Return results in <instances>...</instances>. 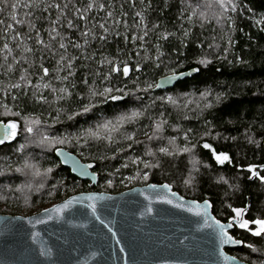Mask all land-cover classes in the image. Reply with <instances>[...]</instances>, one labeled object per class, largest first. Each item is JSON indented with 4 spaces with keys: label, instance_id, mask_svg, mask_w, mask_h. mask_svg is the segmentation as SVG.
I'll use <instances>...</instances> for the list:
<instances>
[{
    "label": "trees",
    "instance_id": "16d2710c",
    "mask_svg": "<svg viewBox=\"0 0 264 264\" xmlns=\"http://www.w3.org/2000/svg\"><path fill=\"white\" fill-rule=\"evenodd\" d=\"M0 9V121L18 126L0 145V213L167 183L184 198L208 199L222 222L232 208L264 218V181L248 171L255 165L264 176V0H7ZM125 63L128 76L109 75ZM190 68L199 71L154 89L159 77ZM105 88L123 99L92 94ZM59 147L93 162L97 184L73 176ZM213 149L231 163H217ZM230 234L242 245L227 253L264 264V236L238 225Z\"/></svg>",
    "mask_w": 264,
    "mask_h": 264
},
{
    "label": "water",
    "instance_id": "95a60500",
    "mask_svg": "<svg viewBox=\"0 0 264 264\" xmlns=\"http://www.w3.org/2000/svg\"><path fill=\"white\" fill-rule=\"evenodd\" d=\"M193 69L159 77L156 83L187 74L154 89L172 88L198 72ZM54 153L73 176L97 184L93 162L62 147ZM70 200L68 208L52 211ZM211 208L208 199L184 198L167 183L78 192L30 215L0 213V264H248L225 250L242 245L230 234L233 227L227 234L241 243H220L215 221H229L218 220Z\"/></svg>",
    "mask_w": 264,
    "mask_h": 264
},
{
    "label": "snow or ice",
    "instance_id": "6c2138e0",
    "mask_svg": "<svg viewBox=\"0 0 264 264\" xmlns=\"http://www.w3.org/2000/svg\"><path fill=\"white\" fill-rule=\"evenodd\" d=\"M0 3H7V0H0ZM18 5L16 4H11L9 5L10 8L12 9H15ZM55 7H59V5H55ZM92 5L89 4L88 5V8L91 9ZM2 10V9H0ZM139 15V13L137 14ZM109 16H111V13H109ZM84 17L81 16V19H83ZM12 19L16 22V23H21V21H17L16 20V17L15 15H12ZM0 23H3V21H0ZM69 26H71V22H69ZM10 27V26H9ZM99 27L103 28V30L105 32L108 31V29L103 25H99ZM83 36H88L89 35V32H84L82 33ZM55 37H53L54 39ZM100 39H105V37L101 36ZM142 39V37H141ZM41 44H43V41H39ZM76 47H81V45L77 44L75 45ZM5 47H7V45H5ZM59 47L61 49L65 48V45L63 43H61L59 45ZM27 51V49H26ZM63 59V57L61 58ZM107 63L109 64H112L113 62L112 61H107ZM201 64H207V63H210L209 61H206V60H202L200 61ZM71 65L69 64V67ZM193 72H197L199 71V69H193L192 70ZM43 72H44V75L47 76L48 75V72H49V69L48 68H44L43 69ZM112 72H122V74L124 76H128L129 72H130V67L128 64H124L122 68H120L119 66H113L112 68H110L109 70V75L112 73ZM184 75H187L186 73H179L178 74V77H183ZM178 77H169L167 78V80L161 82V83H156L155 84V87L156 88H160V87H163L164 84L168 83L169 81H171L172 79L174 78H178ZM109 77H105V79H108ZM65 79H67V77H65ZM85 83H87V81H85ZM45 87H48V85H45ZM149 88L152 87V85H149L148 86ZM61 91H64V89H61ZM113 91V89L111 88H105L102 92H99V93H96V92H93L92 94L95 96V95H99V96H107L109 99L113 100V101H116V100H120V99H123L122 96H117V95H109L111 92ZM169 100H171V97L168 98ZM174 102V101H173ZM91 110L90 107H85L83 109V112L82 113H77V115H82L84 113H88L89 111ZM140 115V113H133L132 114V117H128V119H132L136 116ZM69 119H72V117H69ZM31 123L33 124H38L39 121H32ZM17 124L16 122L14 121H10L8 122L7 124H3L2 126V129H0V145H3L5 144L7 141H10L12 139L15 138L16 134H17ZM161 127V124L160 123H157L156 124V129L159 130ZM104 128L107 130L108 129V125H104ZM117 129L115 127H113L111 129V131H116ZM27 131L28 132H32L33 131V128L32 127H28L27 128ZM92 135H96L95 133H92ZM107 139H110V137H106ZM128 139H131V137H128ZM149 139H151V137H149ZM42 142H46L45 141H42ZM62 142V141H61ZM204 148L206 149H211L212 146L210 144H207L205 143L203 145ZM161 152H164V153H168V150L165 149V148H161L160 149ZM183 151H190V149H183ZM170 154V153H169ZM213 155L215 157V160L217 161V163L219 164H224L225 162H229L231 163V157L227 154V153H217L214 149H213ZM147 167V165H146ZM261 167H264V166H261ZM19 171V170H18ZM50 171V169H49ZM248 171L251 173V175L253 177H258L261 181H264V176H260L259 175V172L257 171V166L255 165H249L248 166ZM144 179L146 180L147 179V174H145L144 176ZM150 188H154L155 186L154 185H149ZM91 199V197H90ZM73 200H75V198H73ZM73 201L70 200V201H67L65 204H62L54 209H52V211H55L57 213L61 212L63 209L65 208H68L69 205L72 203ZM167 203L171 204L172 201L171 200H168ZM207 205H208V202L205 201V211H206V208H207ZM90 207H92V210H93V213H95V205H90ZM177 207H182V205H177ZM195 207L199 208V205H196ZM231 207V206H229ZM151 209H149L150 211ZM189 211H192V208H189L188 209ZM47 211V210H46ZM247 211L246 208H232V212L235 214L230 220L229 222L225 225V224H221L219 221H215V227L219 230V236H220V243L221 244H226V243H241V241H235L233 240L231 237L228 236L227 234V229L228 228H232L234 225H238L239 228L241 229H246L248 230L249 232H251L252 235L254 236H257V237H260V236H264V218H258V219H253L251 221L247 220V219H244V213ZM199 214V213H197ZM41 221H37V223H39ZM250 225H254L255 227H250ZM211 226V225H210ZM249 247H251V245H249ZM123 251V249H121Z\"/></svg>",
    "mask_w": 264,
    "mask_h": 264
},
{
    "label": "rangeland",
    "instance_id": "374dc122",
    "mask_svg": "<svg viewBox=\"0 0 264 264\" xmlns=\"http://www.w3.org/2000/svg\"><path fill=\"white\" fill-rule=\"evenodd\" d=\"M52 205H53V204H52ZM49 206H51V205H49ZM49 206H47V207H49ZM47 207H46V208H47Z\"/></svg>",
    "mask_w": 264,
    "mask_h": 264
}]
</instances>
